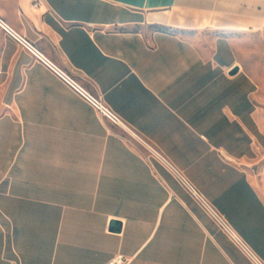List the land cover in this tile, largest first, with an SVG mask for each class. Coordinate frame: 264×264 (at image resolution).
<instances>
[{
  "label": "crops",
  "instance_id": "0c3cea01",
  "mask_svg": "<svg viewBox=\"0 0 264 264\" xmlns=\"http://www.w3.org/2000/svg\"><path fill=\"white\" fill-rule=\"evenodd\" d=\"M0 19V264H264V0H0Z\"/></svg>",
  "mask_w": 264,
  "mask_h": 264
},
{
  "label": "built area",
  "instance_id": "2783aa9c",
  "mask_svg": "<svg viewBox=\"0 0 264 264\" xmlns=\"http://www.w3.org/2000/svg\"><path fill=\"white\" fill-rule=\"evenodd\" d=\"M1 24H2V20L0 19V25ZM23 43L25 44V46H29V44H27V42L23 41ZM54 71L58 76H60L63 80H65L68 84H70L77 92H79L97 110V112L99 113V115L102 118L110 120L111 122H113L116 125H121V121L117 118V116H115V114H113V112L105 106L101 96H99L97 98L93 97L92 95L85 92L76 82H74V80L72 78H70L63 71H61V70H54ZM181 180H182L183 184L187 187V189L193 195L198 197L199 200L203 204H206L204 202V200L201 198V196L192 188V186L190 184H188V182H186L184 180V178L182 176H181ZM207 209H209L213 213V215L217 218V220L221 221L220 216L218 214H216V212L214 210H212L208 206H207ZM129 263H130V261L125 256L118 255L117 257L112 259L108 264H129Z\"/></svg>",
  "mask_w": 264,
  "mask_h": 264
},
{
  "label": "water",
  "instance_id": "95a60500",
  "mask_svg": "<svg viewBox=\"0 0 264 264\" xmlns=\"http://www.w3.org/2000/svg\"><path fill=\"white\" fill-rule=\"evenodd\" d=\"M237 72H238V69L236 68V69H234V70L232 71V75H235ZM120 230H121V228H118V231H120Z\"/></svg>",
  "mask_w": 264,
  "mask_h": 264
},
{
  "label": "rangeland",
  "instance_id": "374dc122",
  "mask_svg": "<svg viewBox=\"0 0 264 264\" xmlns=\"http://www.w3.org/2000/svg\"><path fill=\"white\" fill-rule=\"evenodd\" d=\"M192 34H193V33H192ZM192 34H191V35H192ZM193 35H194V34H193Z\"/></svg>",
  "mask_w": 264,
  "mask_h": 264
}]
</instances>
